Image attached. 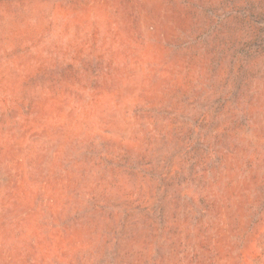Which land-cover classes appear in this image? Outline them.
<instances>
[{
    "label": "rangeland",
    "instance_id": "rangeland-1",
    "mask_svg": "<svg viewBox=\"0 0 264 264\" xmlns=\"http://www.w3.org/2000/svg\"><path fill=\"white\" fill-rule=\"evenodd\" d=\"M0 264H264V0H0Z\"/></svg>",
    "mask_w": 264,
    "mask_h": 264
}]
</instances>
